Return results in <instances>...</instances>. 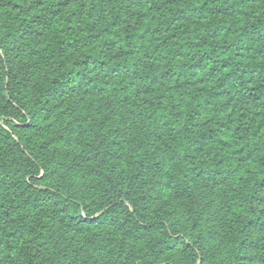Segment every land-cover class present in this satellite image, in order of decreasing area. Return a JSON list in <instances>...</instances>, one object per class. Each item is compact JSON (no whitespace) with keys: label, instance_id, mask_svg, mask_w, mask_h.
Returning <instances> with one entry per match:
<instances>
[{"label":"trees","instance_id":"trees-1","mask_svg":"<svg viewBox=\"0 0 264 264\" xmlns=\"http://www.w3.org/2000/svg\"><path fill=\"white\" fill-rule=\"evenodd\" d=\"M0 49V264H264V0H0Z\"/></svg>","mask_w":264,"mask_h":264},{"label":"rangeland","instance_id":"rangeland-1","mask_svg":"<svg viewBox=\"0 0 264 264\" xmlns=\"http://www.w3.org/2000/svg\"><path fill=\"white\" fill-rule=\"evenodd\" d=\"M17 50L18 49L15 47H9L8 48V51L10 53H12V51L15 52ZM2 123H3V121H2ZM16 132H17V134L22 133V130H17ZM208 197L210 199H212L216 204L215 199H217V198L212 193V191L209 192ZM212 206H213V208H212L213 210L211 209L210 211L213 212L216 210V206L214 204ZM174 208H175V205L172 206V209L170 210L168 216H171L173 214ZM169 219H171V218H169ZM56 229L58 232L62 231L63 234L65 236H67L70 239V241H72V247L73 248L78 247V250L82 251V252H80L81 256H83L84 258L88 257L90 260L96 261L94 256L97 252V245H101V243L104 241V238H105V237H103V234H104L103 229H101L100 227L94 228V229L90 228L89 231L80 232V233L74 232V231H66L60 227H57ZM70 230H75V227L73 229H70ZM68 244H70V243L68 242ZM42 262H43V264H50L49 257H48V259L43 258Z\"/></svg>","mask_w":264,"mask_h":264},{"label":"snow or ice","instance_id":"snow-or-ice-1","mask_svg":"<svg viewBox=\"0 0 264 264\" xmlns=\"http://www.w3.org/2000/svg\"><path fill=\"white\" fill-rule=\"evenodd\" d=\"M2 49H0V54H2ZM5 61L3 60L2 58V55H0V70H3L4 68V65H5ZM41 178H43L44 176V173L41 172ZM264 187V186H262ZM260 205L262 208H264V198H261L260 201H259ZM2 211V210H0ZM9 244V241H8V238L4 232V226H3V222H0V250H3L5 248L6 245ZM12 250V247L11 246H8V251H11ZM200 264H203V260H201Z\"/></svg>","mask_w":264,"mask_h":264}]
</instances>
